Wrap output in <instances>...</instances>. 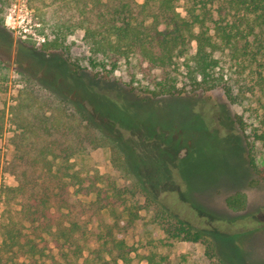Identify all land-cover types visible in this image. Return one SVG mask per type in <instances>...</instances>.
<instances>
[{"label":"trees","instance_id":"1","mask_svg":"<svg viewBox=\"0 0 264 264\" xmlns=\"http://www.w3.org/2000/svg\"><path fill=\"white\" fill-rule=\"evenodd\" d=\"M13 1L0 0V27ZM181 1L184 11L179 10ZM28 3L43 31H48L43 50L64 49L69 35L84 30L90 64L99 68L97 76L111 80L123 66V82L132 92L157 98L223 87L229 100L243 101L240 94L246 92H234L233 77L225 70L223 56L229 53L243 71L250 66L256 72L264 94V0ZM34 45L20 43L19 53H33ZM5 68L0 61V93L5 89ZM26 94L13 110L17 184L7 190L0 215V264H118L127 259L134 247L117 233L122 219L137 218L138 205L115 180L83 173L73 161L88 145L103 140L90 115L78 105L63 107L55 94L47 95L51 107H44V95L35 90ZM4 119L0 109L1 125ZM239 125L245 132L241 118ZM250 158L256 177L249 184L255 186L264 181V166ZM226 204L244 210L246 194L237 191ZM167 230L177 237L184 234L190 242L206 241L203 231L181 219ZM207 250L216 256L214 239ZM219 258L221 264H231Z\"/></svg>","mask_w":264,"mask_h":264},{"label":"rangeland","instance_id":"2","mask_svg":"<svg viewBox=\"0 0 264 264\" xmlns=\"http://www.w3.org/2000/svg\"><path fill=\"white\" fill-rule=\"evenodd\" d=\"M183 6L181 1L180 11ZM47 36L28 0H14L0 27V61L6 65L0 93L5 112L0 124V215L7 190L17 184L13 110L33 89L44 95V107L52 105L47 95L55 94L63 107L78 105L87 111L103 140L73 157L76 168L115 180L138 205L137 218L120 221L117 236L134 250L118 264H221L219 257L231 264H264V181L249 184L256 177L251 155L264 166V94L256 72L250 66L243 71L229 53L223 56L234 92H246L238 103L228 99L223 87L149 98L129 90L123 66L111 80L97 76L84 30L69 35L64 49L43 50ZM25 41L35 43V49L21 55L19 45ZM237 191L246 194L244 210L226 204ZM178 219L203 231L206 241L169 233L167 228H174ZM211 238L216 256L207 250Z\"/></svg>","mask_w":264,"mask_h":264}]
</instances>
